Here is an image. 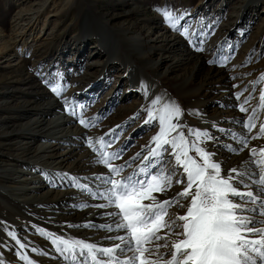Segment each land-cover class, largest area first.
<instances>
[{
  "label": "rangeland",
  "instance_id": "374dc122",
  "mask_svg": "<svg viewBox=\"0 0 264 264\" xmlns=\"http://www.w3.org/2000/svg\"><path fill=\"white\" fill-rule=\"evenodd\" d=\"M247 1L0 0V92L9 86H15V82H30L32 80L37 91L43 90L56 94L52 91V86L59 85L60 92H67L70 87L69 69L72 67L67 63V60L70 57H76L73 55L78 49L83 51L86 48V51L90 50L87 55L93 56L96 50L91 49V47L94 44L100 45V41L96 36L90 34L89 30L83 29L82 25L77 23L76 18L87 10L100 20L104 16L109 20L115 17L108 24L110 29L120 32L129 30L132 36L141 34L142 36H139L138 39L144 46V51L150 54L152 61L159 62L160 65H162L164 58L162 52L163 43L160 40L166 37L170 38L173 32L177 33L179 40L183 41V48L175 50L173 54L174 60L170 63V68L165 65L161 66L160 73L165 72L167 69L170 70L167 80L161 82L162 89L165 88L166 92L179 103L188 119L190 115L185 100L181 99L182 97L177 92L167 86L172 85L176 81L181 82L191 79V89L193 90L191 92L193 95L204 106L208 115H211L214 120L218 118L217 123L222 124L220 129L211 130L212 133H210V137L214 140L215 153L222 161L221 165L230 168V176L234 178L232 183L239 191H251L258 197L255 204L251 202L244 203L239 197L233 196L230 199L234 202L242 203L243 208L246 209V211L239 213L240 215L250 217L257 228H264V223H261V221H264V215H260L264 209L260 207L259 203L260 200H264V194L259 192V186L254 183L255 180L259 179V168L255 163L251 162L253 159H259V150L264 149V135L259 133L261 124H264V110L259 107V97L261 92L264 91V80H261V77L264 76V1L253 0L252 3H247ZM135 5L139 6L141 10L151 12L146 14L147 16H140L138 15L139 13L135 12L132 13ZM21 10L25 12L19 15L18 13ZM163 10L171 11L178 18L176 29L170 27L165 21L161 14ZM125 14H128V16L126 17ZM75 15L76 18H74ZM241 15H246L250 19L247 24L249 26L247 34L242 33L241 27L235 26L234 23ZM73 22L75 23L74 25H72ZM155 22H158V29L154 25ZM229 23L233 24L229 27H223ZM145 27L147 30H144ZM66 28L68 32L64 43L60 44L52 52L53 54L51 53L50 58L46 59L48 61L46 64L54 62L55 66L51 68L52 70L48 69V72L43 71L42 74L38 75L36 69H34L33 61L29 58L32 54L31 51L41 46H46L48 42L55 41L58 35L63 33ZM185 30L188 33L187 37L183 34ZM198 47L203 50H198ZM31 48L33 50H30ZM101 55L103 56L102 61L108 59L107 55L103 53ZM63 58L66 63L62 64ZM213 60L216 63H210ZM233 60L239 65L236 68L237 70L229 67ZM122 69L121 62L118 61L114 65L112 73L114 82L111 83L108 89H103L96 93L91 107L88 111L81 113V118H84L86 113L90 117H98L96 126H91L88 122V127L84 125L82 127L93 135L92 144H95L94 146L99 150L102 149L101 154H107L112 167L121 169V175L115 177L109 171L108 167L101 162L102 155L94 160L91 171H102L106 176L117 180L128 176L147 179L148 177L142 176L141 173V169L145 168L149 176L152 174L170 175L172 177L171 187L163 193L153 192L152 195L156 198V203L174 200L177 197V193L183 191L185 187L184 183H176L177 180H186L183 169L176 166L175 159L171 155L170 146L166 145L165 147L169 148V151L163 152L156 159H152L149 156V149L155 147L152 141L158 134L159 127L157 121L146 123L149 119L147 105L137 115H131L132 110L128 114L119 110V106L126 96L124 84H126L127 79L114 78V75H118L117 72L122 75ZM98 70L95 69L93 71L94 74H97ZM108 80H104L101 83L106 86L108 85ZM141 100L139 93H133L124 103L130 109H133L138 103H143V100ZM241 106L247 111L241 112ZM253 109L256 110V116L253 119L256 127L249 131L244 125L248 122V117L253 115ZM129 114L130 116L127 117ZM123 118L126 120H122ZM119 119L123 122L115 130L110 131L113 124H115L113 122ZM2 126L0 124V146L5 140L4 136H2L4 135ZM180 132L184 134L190 145L198 144L199 147L207 151L202 142H208V138H203L200 142L191 141L187 122L181 124ZM172 136H174V133H172ZM251 136H260V138L253 139ZM101 138L104 141L103 146L98 143ZM169 139H171V136ZM243 140L249 142L247 147L243 146ZM0 148L1 153H11L4 150L2 146ZM253 148L257 149L258 154L256 157L252 156L251 149ZM137 154L140 155L137 156ZM189 155L193 156L197 162L202 163V160L194 151H190ZM145 157H149V160H145ZM3 159L0 158L1 166L8 161L6 158ZM233 169H236V172H233ZM237 173H243L244 175L237 176ZM73 179L75 177H72L71 180ZM2 184L6 185L7 181L0 178V185ZM99 194L100 192H94L93 190L88 191L77 203L69 204V201H67L62 203L60 208L65 206L73 207L72 213L69 215L72 223L82 222L86 212H91L93 217L95 210L106 211L115 208V206H100L99 202L104 200ZM244 199L247 200V197ZM143 203L152 204L153 201L145 200ZM181 203L184 204L183 208L179 205L166 206L167 215L164 217L165 222L170 223L178 215L185 214L189 201L181 198ZM107 204L108 201L105 205ZM11 217L26 226H38V243L33 242L31 237H25V233H22L20 234L22 236L21 243L16 247V242L10 237L5 245H0V249L2 247L0 250V264H6L7 261H13V264H24L21 263L23 254L24 256H26V252L32 254L41 244L46 243L45 238H47V235L48 237H50V233L52 234L51 236L54 234L58 235L61 228H69L72 224L66 221H50L24 205L18 204L11 199L6 200L0 196V219ZM118 217L120 218V216ZM26 218L29 220H25ZM102 219L103 217H98L96 225L101 224ZM118 222H122L121 218ZM177 223L182 222L177 221ZM97 230L109 231L107 227ZM179 231L180 229L177 228L176 232ZM111 232H121L124 236L126 235L124 230L117 231L115 229ZM166 233L167 229H164L159 235L164 236ZM180 238L182 237H178L173 233L168 236L167 241L160 240L156 243L164 244L167 242L170 247L171 241ZM250 238L257 239L259 237L253 235ZM21 244H23L22 249L19 248ZM146 246L153 247V245ZM55 247L63 248V245L55 244ZM9 249L15 251L12 259H8L6 256ZM168 251L169 249H160V252L165 254V259L169 258L166 255ZM59 252H61L62 256L72 257L71 253ZM76 252L78 253L79 251L76 250ZM97 253L96 255L101 254ZM30 254L28 256L33 258V255L31 256ZM131 256L132 253L128 252L126 255L122 254L120 259H127ZM152 258L155 259L156 257L153 256ZM107 259V257L101 256V261H106Z\"/></svg>",
  "mask_w": 264,
  "mask_h": 264
},
{
  "label": "bare ground",
  "instance_id": "6f19581e",
  "mask_svg": "<svg viewBox=\"0 0 264 264\" xmlns=\"http://www.w3.org/2000/svg\"><path fill=\"white\" fill-rule=\"evenodd\" d=\"M252 1L248 0L247 3H252ZM23 12L25 11L21 10L18 14L22 15ZM134 12L144 16L151 11L141 10L139 6L135 5L132 9V13ZM125 16L127 17L128 14H125ZM74 18H76V15ZM114 18L112 17L109 20L104 16L100 20L89 10L76 18L77 23L81 24L83 29L89 30L90 34L99 39L100 45L94 44L91 47V49L96 50L93 56L87 55L90 50L86 51V48L83 51L78 49L73 55L76 57H70L67 60V63L72 66L69 69L70 87L67 92H60V95H57L49 91H37L33 80L27 81L28 83L15 82V86H9L0 92V124L3 125L4 135L2 136L5 138L1 146L4 150L11 152L10 154L1 153L0 150V158L8 159L3 166L0 165V178L7 181L6 185H0V196L6 200L11 199L24 205L50 221H66L71 224L69 215H71L73 207L60 208L62 203L69 201V204H74L81 200L88 191L93 190L94 192L103 193L108 189L109 185L105 183L108 176L102 171H91L94 160L101 155L102 149L99 150L94 146L95 144H92L93 147H89V141L92 142L94 137L87 129L82 127L80 119L89 122L91 126L98 124V117H90L86 113L84 118H81V113L88 111L96 93L108 89L111 83L114 82L112 73L114 65L118 61L121 62L123 72L122 75L117 72L118 75H114V78L127 79L126 84H124L126 96L119 106V110L123 113L128 114L132 110L131 115H137L145 105L150 109L152 101L160 98V104L155 106L156 109L162 107L163 104L178 106L181 116L179 120H174L173 123L181 125L183 122H187L189 130L192 131V134H190L191 141L199 142L205 137L202 135L198 139L194 134L195 132L207 133L210 137L211 130L220 129V125H222L217 123L218 118L214 120L211 115H208L204 106L193 95L191 92V79L181 82L176 81L167 86L177 92L182 97L181 99L185 100L190 115L188 119L179 103L166 92L165 88L162 89L161 82L167 80L170 70L167 69L165 72L160 73L161 66L165 65L170 68V63L174 60L175 50L183 48V41L179 40L177 33L173 32L170 38L166 37L160 40L163 43L162 52L164 57L162 65H160L159 62L152 61L150 54L144 51V46L138 39L139 36H142L141 34L132 36L129 30L120 32L108 27V24ZM249 22L250 19L246 15H241L234 23L235 26L241 27L242 33L247 34L246 32L249 30L247 24ZM74 24L73 22L72 25ZM232 24L229 23L223 27H229ZM154 25L158 29V22H155ZM144 30H147L146 27ZM67 32L66 28L55 41L48 42L47 45L45 44L46 46L31 51L32 54L29 58L33 61L34 69H36L38 75L42 74L43 71L48 72V69L52 70L51 68L55 66L54 62L46 64L48 62L46 59L50 58L51 53L60 44L64 43ZM30 50H33V48ZM101 53L107 55L108 59L102 61L103 56ZM65 61L63 58L61 63L63 64ZM237 66L239 65L235 60L229 64V67L233 70ZM95 69H99L97 74L93 72ZM107 79H109L108 85L104 86L101 82ZM133 93H139L143 103H138L133 109H130L124 101L129 99ZM73 112L74 114H71ZM122 120L126 119L123 118ZM122 120L114 121L115 124H113L110 131L115 130L123 122ZM178 132H180V128ZM176 135L177 133L174 132V136ZM202 145L212 155L213 162L220 165L221 176L223 178L229 177L230 168L221 165L222 161L215 153L214 140L212 138L208 139V142H202ZM93 148L98 149L99 152L93 151ZM72 177H75V179L71 180ZM69 198L71 199L68 200ZM102 199L104 201L99 202L100 206L105 205L107 202L106 199ZM100 211L95 210L93 217L91 212H86L82 222L72 223L69 228H61L58 235L51 236L50 233L51 238L47 235V238H45L46 243L41 244L35 249V252L32 254L26 252V256L24 254L21 256L27 257V260L21 258V263L73 264L72 257L61 255V252L53 243V238L69 241L78 240L88 244L94 243L93 245H96L97 248L113 247L119 241L110 239V237L124 236V234L121 232L98 231L97 229L107 227L108 230L110 226L112 230H115L120 220L118 215H115L118 209ZM100 216L103 217L101 224L96 225L97 218ZM25 220L29 219L26 218ZM25 227L27 229H23ZM38 230V226H26L12 217L0 219V245H5L12 237L9 235L10 232L15 234L16 247L21 243L22 236L20 234L22 233H25V237H31L33 242L38 243ZM45 241L43 240V242ZM21 245L19 246L20 249H22ZM14 253V250L9 249L6 253L7 258L12 259ZM28 254L33 255V258H30ZM118 255L122 256V253H118ZM101 256L103 255L99 254L97 258L101 260ZM12 262L7 261L6 264H13ZM85 262L92 264L86 254L81 256L78 252L75 264H85Z\"/></svg>",
  "mask_w": 264,
  "mask_h": 264
},
{
  "label": "snow or ice",
  "instance_id": "6c2138e0",
  "mask_svg": "<svg viewBox=\"0 0 264 264\" xmlns=\"http://www.w3.org/2000/svg\"><path fill=\"white\" fill-rule=\"evenodd\" d=\"M161 14L170 27L177 28L178 18L171 11L163 10ZM183 34L187 37V30ZM198 50L203 49L198 47ZM210 63H216V61L213 60ZM261 80H264V76ZM52 91L60 95L59 85L52 86ZM259 99V107L264 110V91L261 92ZM158 104H160V98L152 101V107L148 110L149 119L146 121V123L157 121L159 127V132L152 141L155 147L149 149V156L156 159L163 152L169 151L166 145L170 146L176 166L183 169L186 177V180L176 181L178 184L184 183L183 191L177 193L174 200L156 203V198L152 193H163L168 190L172 184L170 175L152 174L149 176L145 168L141 169V173L142 176L148 177L147 179L128 176L117 180L108 177L105 183L110 187L99 195L108 201V204L103 206H115L118 209L115 215L120 216L122 222L117 224L116 229L117 231L124 230L126 235L110 237V239L118 240L119 243L108 248H97L96 245L83 241H69L61 238H53V243L63 245V248H58L59 251L72 254L73 264H75L77 249H79V255L86 254L92 264H258V262L264 264V228H257L250 217L240 215L239 213L246 209L243 208L242 203L230 199L234 196L239 197L244 203L255 204L258 197L251 191H239L232 183L234 179L232 176L227 178L221 176L220 165L213 162L209 152L199 147L198 144L190 145L184 134L178 132L181 125L173 123L181 116L178 106L163 104L162 107L156 109L155 106ZM240 110L241 112L247 111L243 106ZM255 116L256 110L253 109V115L248 117V122L244 125L249 131L256 127L253 123ZM80 123L85 127L89 126V123L83 119H80ZM174 132L177 133L176 136H172ZM259 133L264 135V124H261ZM189 134H192L191 130ZM194 134L198 139L202 135L211 139L207 133L195 132ZM170 136L171 139H169ZM252 138L258 139L260 136ZM98 143L103 146V138ZM248 143L247 140L242 141L244 147H247ZM89 147H93L91 141H89ZM93 151L99 152L96 148H93ZM190 151H194L202 163L189 155ZM251 153L253 157H256L257 149H251ZM101 155V162L115 177H119L121 169L112 167L106 153ZM259 157L251 162L259 168V179L254 183L259 186V192L264 194V149L259 150ZM144 159L149 160V157ZM232 171L236 172V169ZM241 175L244 174L237 173V176ZM245 197L247 200L244 199ZM181 198L189 201L185 214L178 215L170 223L165 222L166 206L179 205L183 208ZM145 200H151L153 203L144 204ZM259 203L264 209V200H260ZM260 215H264V211ZM177 221L182 223L178 224ZM177 228L180 229L179 232H176ZM164 229H167L166 235H159ZM108 230L112 231V228L109 226ZM173 233L182 238L171 241L170 247L167 242L156 243L160 240L167 241L168 236ZM9 235L16 239L14 233L10 232ZM253 235L259 238H250ZM146 245H153V247ZM161 248L169 249L166 253L168 259H165V254L160 252ZM97 252L108 259L101 261L97 258ZM128 252L132 253L131 257L120 259L118 253L126 255ZM153 256L156 258L153 259ZM22 259L27 260V257H22Z\"/></svg>",
  "mask_w": 264,
  "mask_h": 264
}]
</instances>
